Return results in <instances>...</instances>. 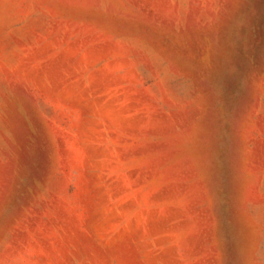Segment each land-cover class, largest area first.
<instances>
[{
  "label": "rangeland",
  "instance_id": "rangeland-1",
  "mask_svg": "<svg viewBox=\"0 0 264 264\" xmlns=\"http://www.w3.org/2000/svg\"><path fill=\"white\" fill-rule=\"evenodd\" d=\"M0 264H264V0H0Z\"/></svg>",
  "mask_w": 264,
  "mask_h": 264
}]
</instances>
